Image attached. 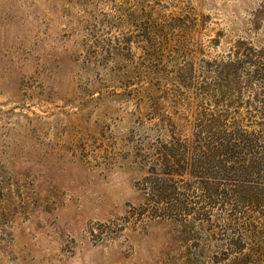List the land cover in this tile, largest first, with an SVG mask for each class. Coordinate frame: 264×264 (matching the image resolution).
<instances>
[{
	"label": "rangeland",
	"instance_id": "374dc122",
	"mask_svg": "<svg viewBox=\"0 0 264 264\" xmlns=\"http://www.w3.org/2000/svg\"><path fill=\"white\" fill-rule=\"evenodd\" d=\"M0 264H264V0H0Z\"/></svg>",
	"mask_w": 264,
	"mask_h": 264
},
{
	"label": "trees",
	"instance_id": "16d2710c",
	"mask_svg": "<svg viewBox=\"0 0 264 264\" xmlns=\"http://www.w3.org/2000/svg\"><path fill=\"white\" fill-rule=\"evenodd\" d=\"M218 151H222V152H225V151H229V147L226 146L225 148L221 147V146H218V147H213L211 149V151H208L206 154H205V157H209L211 155H214V153H217ZM237 245V244H236ZM241 252L239 250V248L237 249V253Z\"/></svg>",
	"mask_w": 264,
	"mask_h": 264
}]
</instances>
